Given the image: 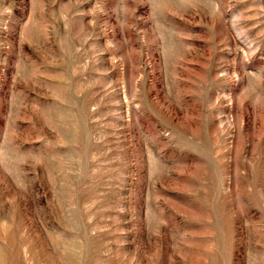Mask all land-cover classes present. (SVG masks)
<instances>
[{
	"label": "rangeland",
	"instance_id": "374dc122",
	"mask_svg": "<svg viewBox=\"0 0 264 264\" xmlns=\"http://www.w3.org/2000/svg\"><path fill=\"white\" fill-rule=\"evenodd\" d=\"M0 264H264V0H0Z\"/></svg>",
	"mask_w": 264,
	"mask_h": 264
}]
</instances>
